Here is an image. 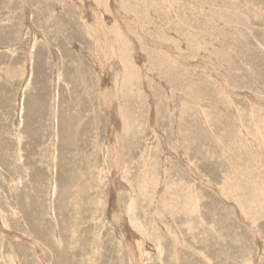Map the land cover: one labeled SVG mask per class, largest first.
<instances>
[{
  "label": "rangeland",
  "instance_id": "obj_1",
  "mask_svg": "<svg viewBox=\"0 0 264 264\" xmlns=\"http://www.w3.org/2000/svg\"><path fill=\"white\" fill-rule=\"evenodd\" d=\"M0 264H264V0H0Z\"/></svg>",
  "mask_w": 264,
  "mask_h": 264
}]
</instances>
